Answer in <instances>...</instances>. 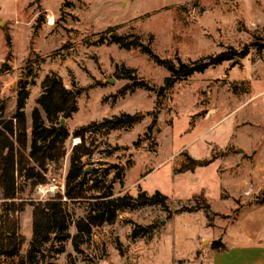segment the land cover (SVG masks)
<instances>
[{"label": "rangeland", "instance_id": "374dc122", "mask_svg": "<svg viewBox=\"0 0 264 264\" xmlns=\"http://www.w3.org/2000/svg\"><path fill=\"white\" fill-rule=\"evenodd\" d=\"M113 34L140 37L175 66L229 47L247 46L249 53L167 87L164 66L140 48H121ZM252 42L264 45V0H0V122L12 119L24 81L29 125L42 78L55 74L76 91L77 111L64 123L70 133L121 113L142 115L132 126L88 134L94 153L84 158L86 171L97 169L110 181L122 168L116 195L159 191L169 198L167 209L123 212L94 228L82 253L68 241L64 253L38 264H211L214 252L239 241L264 243V202H257L264 199V49ZM122 68L153 90L134 87L117 72ZM78 142L66 140V155L49 166L46 183L19 179L16 201L63 193ZM189 157L212 162L181 171ZM68 207L75 219L84 217L87 202ZM19 222L24 257L32 235L29 204ZM132 223L154 224L152 237L131 239ZM69 231L75 233L73 225Z\"/></svg>", "mask_w": 264, "mask_h": 264}, {"label": "trees", "instance_id": "16d2710c", "mask_svg": "<svg viewBox=\"0 0 264 264\" xmlns=\"http://www.w3.org/2000/svg\"><path fill=\"white\" fill-rule=\"evenodd\" d=\"M111 38L121 48H140L157 64L164 66L170 73L165 78L167 87L180 78L202 73L224 61L244 58L249 53L247 46L240 51L229 47L215 55L189 63L180 62L175 66L171 60H163L156 56L149 47L141 43L138 36L128 40L126 35L113 34ZM251 45L256 46L258 50L264 49V45L256 42H252ZM117 72L131 80L134 87L153 90L143 81H136L131 70L122 68L117 69ZM18 87L12 119L0 122V198L3 199L0 206V264H14L15 260H17L15 264L43 263L49 256L64 253V244L68 241L73 251L80 254L83 251L82 246L91 242L93 229L115 223L121 213L146 207L167 209L169 198L159 191L152 195L141 190L135 195L130 193L116 195L112 186L115 179L121 181L122 168H119L115 178L110 181L101 177L97 169L89 171L85 169L87 163L84 158H90L94 153L86 140L88 134L101 129L109 132L132 126L142 115L121 113L103 118L99 122L92 121L70 133L65 125H60V120L70 118L77 111L76 91L67 88L55 74L48 73L40 82V94L34 100L30 124L27 125L25 119V105L29 96L27 83L21 81ZM154 122L155 119L149 125V129H152ZM70 136L79 139V142L71 148L63 193H56L44 202L25 203L23 200L17 202L18 180L29 181L32 186L46 183L49 166L59 165L64 159L65 142ZM211 162L212 158L201 160L189 157L181 171L206 167ZM201 199L205 201L203 197ZM77 201L87 202V210L84 217L75 219L69 210L68 202ZM257 202L263 203L264 199ZM27 204L32 207V235L26 254L21 257L20 252L25 238L19 231V214L25 210ZM205 207L208 208L207 205ZM189 210L196 211L199 207H191ZM132 224L129 234L131 239L152 237L154 224ZM72 225L75 228L73 234L69 231ZM214 245L217 248L221 244L216 242Z\"/></svg>", "mask_w": 264, "mask_h": 264}, {"label": "crops", "instance_id": "0c3cea01", "mask_svg": "<svg viewBox=\"0 0 264 264\" xmlns=\"http://www.w3.org/2000/svg\"><path fill=\"white\" fill-rule=\"evenodd\" d=\"M211 264H264V243L239 241L224 251L214 252Z\"/></svg>", "mask_w": 264, "mask_h": 264}, {"label": "water", "instance_id": "95a60500", "mask_svg": "<svg viewBox=\"0 0 264 264\" xmlns=\"http://www.w3.org/2000/svg\"><path fill=\"white\" fill-rule=\"evenodd\" d=\"M64 123H65V119H61L60 120V125L62 126V125H64Z\"/></svg>", "mask_w": 264, "mask_h": 264}, {"label": "bare ground", "instance_id": "6f19581e", "mask_svg": "<svg viewBox=\"0 0 264 264\" xmlns=\"http://www.w3.org/2000/svg\"><path fill=\"white\" fill-rule=\"evenodd\" d=\"M77 141L79 140V139H76Z\"/></svg>", "mask_w": 264, "mask_h": 264}]
</instances>
